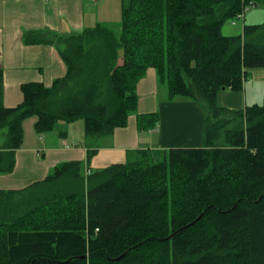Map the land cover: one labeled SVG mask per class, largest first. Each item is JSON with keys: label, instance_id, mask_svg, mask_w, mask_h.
Returning a JSON list of instances; mask_svg holds the SVG:
<instances>
[{"label": "trees", "instance_id": "trees-1", "mask_svg": "<svg viewBox=\"0 0 264 264\" xmlns=\"http://www.w3.org/2000/svg\"><path fill=\"white\" fill-rule=\"evenodd\" d=\"M250 6L264 0H121L118 32L97 24L57 38L64 75L22 84L12 108L0 68V175L13 172L29 117L39 135L83 120L86 147L125 127L149 68L169 99L205 112L201 147L137 149L88 174L62 162L42 181L0 190V264H264V98L233 112L217 104L264 68V23L222 33ZM33 35L25 42L52 43ZM136 118L139 130L158 121Z\"/></svg>", "mask_w": 264, "mask_h": 264}, {"label": "crops", "instance_id": "crops-1", "mask_svg": "<svg viewBox=\"0 0 264 264\" xmlns=\"http://www.w3.org/2000/svg\"><path fill=\"white\" fill-rule=\"evenodd\" d=\"M97 2L0 0V68L3 71V105L6 108L21 103L22 84L41 82L50 86L56 78L64 75L65 66L57 53L62 48V42L57 38L78 35L85 28L99 24L92 8V4ZM248 15L257 21L264 16V10ZM27 33H34L35 39L50 40L52 43H27L24 39ZM252 70L254 79L264 80V68L249 69L247 73ZM242 93L222 90L217 95V104L231 112L244 110L248 106ZM136 95V113L129 115L127 125L115 129L110 136L88 142L91 148L82 144L83 132L78 134L77 131L72 136L73 126L39 135L34 126H28L24 120L22 145L15 151V167L12 173L0 175V190H20L42 181L55 165L62 162L78 161L87 169L92 161H98L100 155L103 157L106 153L119 162L128 152L137 149L202 146L205 124L203 108L190 100L169 99L153 68L147 69L138 82ZM137 114H157L158 121L153 127L139 130ZM69 136L72 138L70 143ZM89 153L95 155L93 160H89ZM105 161L102 158L100 166L106 164Z\"/></svg>", "mask_w": 264, "mask_h": 264}, {"label": "rangeland", "instance_id": "rangeland-1", "mask_svg": "<svg viewBox=\"0 0 264 264\" xmlns=\"http://www.w3.org/2000/svg\"><path fill=\"white\" fill-rule=\"evenodd\" d=\"M100 1V3H99ZM120 1L121 0H98L97 3L92 4V8H93V12L96 14V21L99 24L105 25L111 29H113L115 32H118V24L120 21V17H121V13H120ZM91 9V7H90ZM264 10L263 6H257V7H247L246 11L244 13V17L240 18V19H235V20H229L227 21L223 27H222V33L226 36H236L238 34H240L241 30H242V26L245 25H250V24H255V23H264V16L261 17L259 20L257 21H253V19H250L248 15L250 12L253 11H258V10ZM102 12V14H101ZM91 15H89L90 18ZM246 16V17H245ZM88 18V19H89ZM234 22V24H232V22ZM264 31V28H263ZM254 70L248 72L246 74V77L244 79L243 82V90H242V94H243V99L245 100V105L249 106H253V105H261L263 102V98H264V80H259V79H254ZM35 118L34 117H29L25 120V124H30V126H34V122ZM84 122L83 120H77L73 123H65V122H57L55 125V129L53 130H57V131H62V128H64V126H73L71 134L72 136H75V134L78 131V134H82L83 129H84ZM78 127V128H77ZM67 128V127H66ZM70 139H72L69 136L68 139V143H70ZM6 141V136H5V130L0 128V148L5 144ZM95 156V155H93ZM93 156H90L89 160H93ZM106 159L105 163L106 164H102V166H100L101 163V159ZM112 160L111 162L114 161H118V160H114L113 155H111L110 153H106L105 156H101L100 155V159L98 161H92L89 165L91 168L92 172H96L97 170L109 165L111 162H108V160ZM126 159L123 158L120 161H125ZM83 165V164H82ZM98 166V168H97ZM83 168V172L84 173V169H85V165L82 166ZM88 169V168H87Z\"/></svg>", "mask_w": 264, "mask_h": 264}, {"label": "built area", "instance_id": "built-area-1", "mask_svg": "<svg viewBox=\"0 0 264 264\" xmlns=\"http://www.w3.org/2000/svg\"><path fill=\"white\" fill-rule=\"evenodd\" d=\"M47 1H51V0H47ZM245 11H246V8L243 10L242 13H240V14L237 15V19L243 18ZM86 172H87V174L89 173L88 171H86Z\"/></svg>", "mask_w": 264, "mask_h": 264}, {"label": "water", "instance_id": "water-1", "mask_svg": "<svg viewBox=\"0 0 264 264\" xmlns=\"http://www.w3.org/2000/svg\"><path fill=\"white\" fill-rule=\"evenodd\" d=\"M199 217H200V216H199ZM199 217H198V218H199ZM198 218H197V219H198Z\"/></svg>", "mask_w": 264, "mask_h": 264}]
</instances>
